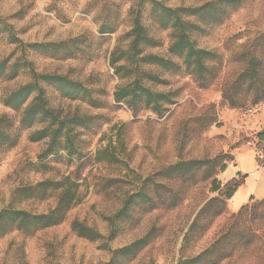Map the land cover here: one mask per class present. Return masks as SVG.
Masks as SVG:
<instances>
[{"label":"rangeland","instance_id":"obj_1","mask_svg":"<svg viewBox=\"0 0 264 264\" xmlns=\"http://www.w3.org/2000/svg\"><path fill=\"white\" fill-rule=\"evenodd\" d=\"M138 0H0V17L12 25L14 33L25 43L59 42L82 37L86 41L72 57H48L35 52L28 59L41 73L60 74L91 88L98 107L81 99L64 97L50 86L45 95L51 107L63 114L97 116L90 128L79 129L78 156L67 159L64 153L45 160L47 168L36 167L37 156L46 141H31V129L18 130L19 112L2 103L3 95L30 80L26 72L13 79L0 78V117L6 115L15 123L16 144L0 152V210L11 204L16 187L44 179H59L78 171L82 180L81 202L72 207L63 222L40 229L27 236L10 231L0 236V264H183L209 247L226 231L227 257L217 264H264V206L247 209L235 218L237 211H226L216 217L207 229L185 233L199 209L217 193L210 180L177 182L181 199L175 207H157L149 211L137 209L130 219L117 224L116 236L107 239V218L121 206L125 197L143 180L179 160L206 159L227 153L231 148L259 141L254 135L234 132L227 136L224 119L227 104L221 98V87L239 69L231 61L239 45L264 29V0H241L225 21L204 26V32L193 34L196 43L222 57L218 78L208 88H200L184 70L159 72L151 69L167 83L150 84L154 90L170 92L173 103L165 105L162 115L141 109L133 113L125 104L113 100L116 87L125 80L115 75L110 58L116 49H125L129 40V10L135 11ZM170 7L199 6L213 0H158ZM143 23L161 46L147 52L166 55L169 31L158 28L144 10ZM113 28L101 33L100 27ZM19 51L5 34H0V60ZM122 61L119 62L121 64ZM264 105V103L258 106ZM255 108V107H254ZM250 110L236 109L239 112ZM210 119L215 122L210 123ZM222 131L216 132L215 128ZM237 145V146H236ZM259 149L263 148L259 141ZM107 148L114 163L97 162V150ZM220 173L217 175L219 179ZM167 184V180L158 179ZM222 182L223 180L220 179ZM141 183V184H140ZM150 193V189H147ZM254 201L249 202V206ZM56 204V196L45 200L28 199L13 205L32 212H46ZM249 207V208H250ZM78 220L100 232L103 237L89 240L71 229ZM152 229V239L135 257L113 258L112 251L129 245Z\"/></svg>","mask_w":264,"mask_h":264},{"label":"trees","instance_id":"obj_2","mask_svg":"<svg viewBox=\"0 0 264 264\" xmlns=\"http://www.w3.org/2000/svg\"><path fill=\"white\" fill-rule=\"evenodd\" d=\"M240 4L241 0H213L199 6L170 7L158 0H138L135 11L132 8L129 10L131 24L126 33L129 42L125 49L113 51L109 61L115 75L125 80L114 90V102L125 104L134 114L141 109H147L162 115L165 105L172 104L173 98L170 92L154 90L150 86L167 83L158 73L153 72L152 68L160 73L184 70L193 77L200 88L212 85L219 76L222 57L214 51L200 47L193 34L204 32V26L221 24ZM145 9L149 19L158 28L169 31L166 55L147 52L148 48L161 46V42L149 34L147 26L143 23ZM112 31L111 27H100L101 33ZM1 33L6 35L10 43L16 45L19 53L13 60L12 56L0 60V78L13 79L23 71L30 77L25 84L5 93L2 103L20 113L18 130L31 129V141H46L45 148L37 156L39 163L30 164L35 169L38 166L47 168L45 160L50 156L58 157L60 153H64L67 159L79 157L78 130L90 128L95 124L97 116L63 114L54 109L46 98L45 86L55 88L64 97L84 100L91 106L98 107L99 101L93 96L91 88L80 81L65 75L38 72L28 59V53L68 58L78 53L81 50L80 45L86 40L77 37L59 42L25 43L14 33L12 25L0 17ZM231 61L238 63L239 69L227 78L221 87L223 103L231 109L242 110H250L264 103V29L257 31L253 38L239 45L232 53ZM215 121L210 119V123ZM14 126V121L9 120L6 115L0 117V152L16 144L18 134L12 132ZM254 137L264 144V129L258 131ZM259 141L255 145L264 153V149L258 147ZM94 159L97 162L114 163L115 158L107 148H103L96 151ZM233 159L234 156L229 151L213 158L179 160L145 178L134 192L125 197L120 208L107 218V239H113L116 236L117 224L130 219L137 209L149 211L160 206L171 208L178 205L181 189L177 182L204 179L210 180V190L217 194L210 197L199 209L185 233L184 240L186 241L192 232L201 234L216 217L226 211L227 201L242 184L243 176L226 182L217 177ZM258 162L264 163V158L258 157ZM157 178L167 180L168 183L158 182ZM81 186L82 180L77 171L64 174L59 179H44L16 187L11 194V204L0 210V236L14 230L30 236L40 229L60 224L65 220L68 211L81 202ZM52 195L56 196V204L46 212H32L13 205L16 201L45 200ZM252 199L251 196L249 202ZM253 201L251 207L249 202L242 205L235 218L242 216V212L247 209L253 207L256 210L264 206V197ZM71 229L78 236L89 240L103 237L96 229L78 220L72 221ZM232 234L231 231H226L209 247L182 263H219L228 255L225 246L231 242L227 239ZM151 237L152 229L129 245L113 250V258L135 257L150 242Z\"/></svg>","mask_w":264,"mask_h":264},{"label":"crops","instance_id":"obj_3","mask_svg":"<svg viewBox=\"0 0 264 264\" xmlns=\"http://www.w3.org/2000/svg\"><path fill=\"white\" fill-rule=\"evenodd\" d=\"M222 117L225 122L221 127L224 132L227 128V136L235 131L253 136L264 129V105L256 106L250 112H239L236 109L227 108V114ZM221 127H216L215 131H222ZM230 152L234 159L220 173L219 179L226 182L243 176L242 184L227 201V211L233 213L249 202L251 196L253 197L251 201L264 197V163L259 164L258 149L252 140L231 148Z\"/></svg>","mask_w":264,"mask_h":264},{"label":"built area","instance_id":"obj_4","mask_svg":"<svg viewBox=\"0 0 264 264\" xmlns=\"http://www.w3.org/2000/svg\"><path fill=\"white\" fill-rule=\"evenodd\" d=\"M258 157L260 159L264 158V153L261 150H258Z\"/></svg>","mask_w":264,"mask_h":264}]
</instances>
